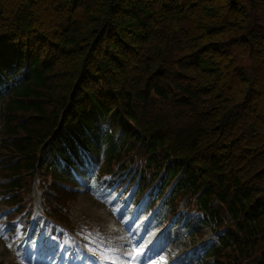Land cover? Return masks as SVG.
<instances>
[{"label":"trees","instance_id":"16d2710c","mask_svg":"<svg viewBox=\"0 0 264 264\" xmlns=\"http://www.w3.org/2000/svg\"><path fill=\"white\" fill-rule=\"evenodd\" d=\"M0 136L23 226L119 185L208 223L213 264H264V0H0Z\"/></svg>","mask_w":264,"mask_h":264},{"label":"rangeland","instance_id":"374dc122","mask_svg":"<svg viewBox=\"0 0 264 264\" xmlns=\"http://www.w3.org/2000/svg\"><path fill=\"white\" fill-rule=\"evenodd\" d=\"M28 182L21 180L39 210L37 180L33 187ZM111 185L90 188L88 181L80 184L77 197L66 202L70 227L56 223L55 229L37 221L34 213L26 226V218L19 214L9 218L10 208L0 188V264H213L205 250L216 240L215 232L197 214L172 223L156 222L152 214L142 216L141 211L137 215L136 203L126 213L131 194L122 200V192L116 189L119 185ZM41 229L45 233L35 236Z\"/></svg>","mask_w":264,"mask_h":264}]
</instances>
